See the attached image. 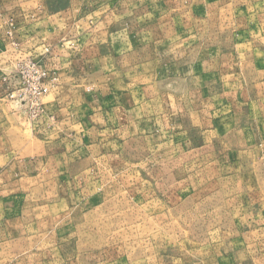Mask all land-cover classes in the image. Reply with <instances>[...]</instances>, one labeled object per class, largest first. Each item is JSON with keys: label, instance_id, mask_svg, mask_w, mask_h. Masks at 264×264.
I'll list each match as a JSON object with an SVG mask.
<instances>
[{"label": "rangeland", "instance_id": "obj_1", "mask_svg": "<svg viewBox=\"0 0 264 264\" xmlns=\"http://www.w3.org/2000/svg\"><path fill=\"white\" fill-rule=\"evenodd\" d=\"M0 264H264V0H0Z\"/></svg>", "mask_w": 264, "mask_h": 264}]
</instances>
